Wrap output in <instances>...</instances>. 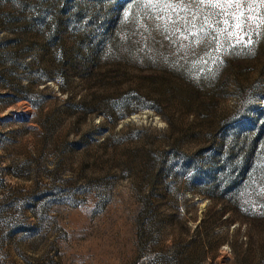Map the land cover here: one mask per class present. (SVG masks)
<instances>
[{
	"label": "rangeland",
	"instance_id": "374dc122",
	"mask_svg": "<svg viewBox=\"0 0 264 264\" xmlns=\"http://www.w3.org/2000/svg\"><path fill=\"white\" fill-rule=\"evenodd\" d=\"M0 264H264V2L0 0Z\"/></svg>",
	"mask_w": 264,
	"mask_h": 264
},
{
	"label": "snow or ice",
	"instance_id": "6c2138e0",
	"mask_svg": "<svg viewBox=\"0 0 264 264\" xmlns=\"http://www.w3.org/2000/svg\"><path fill=\"white\" fill-rule=\"evenodd\" d=\"M158 2H160V0H158ZM200 3H204V2H207V3H219L220 0H199ZM224 2L226 3H232L233 0H224ZM236 2L238 3L239 0H236ZM262 2H264V0H262ZM240 25H236V27H239Z\"/></svg>",
	"mask_w": 264,
	"mask_h": 264
}]
</instances>
